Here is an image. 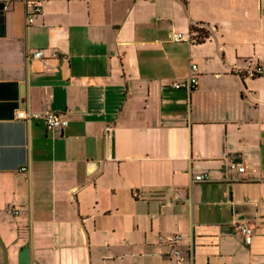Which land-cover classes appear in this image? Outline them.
Instances as JSON below:
<instances>
[{
    "label": "crops",
    "instance_id": "1",
    "mask_svg": "<svg viewBox=\"0 0 264 264\" xmlns=\"http://www.w3.org/2000/svg\"><path fill=\"white\" fill-rule=\"evenodd\" d=\"M192 27L208 37L171 40ZM251 59L264 66V0H0V264H177L176 234L191 264H264ZM193 64L198 90L172 88Z\"/></svg>",
    "mask_w": 264,
    "mask_h": 264
},
{
    "label": "built area",
    "instance_id": "2",
    "mask_svg": "<svg viewBox=\"0 0 264 264\" xmlns=\"http://www.w3.org/2000/svg\"><path fill=\"white\" fill-rule=\"evenodd\" d=\"M10 3L6 2L4 5V9L7 10L9 8ZM41 5L38 3H32L31 9L28 13V23L33 24L35 21V14L41 13ZM199 35L195 32H190L189 34H181V33H174L172 35L171 40L176 43L180 42H187L189 44H195L199 41ZM44 57L42 51H39L33 55L34 59H41ZM249 66L245 70V75L251 78L260 77L264 74V66L258 62H254L252 59L248 61ZM198 67L196 65H191L190 74L188 77L178 80L172 83V88L176 90L185 89L189 92H193L198 90L199 87V78H198ZM34 117L31 114H27L24 111L17 112V118L19 120H30ZM45 126L48 130L53 131L57 129H64L68 126L69 121L60 114L57 113H47L44 116H41ZM230 168L232 171L238 173H244L245 168L237 161L231 160L230 161ZM194 181L196 183H207L210 182V176L208 174H200L194 177ZM137 197V194H135ZM9 214L12 215H19V210L14 207H10L7 211ZM237 231L241 234L247 244L250 242L251 236L254 234V229L246 223H240L237 225ZM183 238L180 234H176L167 238L168 243L172 246V253L175 256L177 264H191L189 260L185 257L182 251L178 248L181 244Z\"/></svg>",
    "mask_w": 264,
    "mask_h": 264
},
{
    "label": "trees",
    "instance_id": "3",
    "mask_svg": "<svg viewBox=\"0 0 264 264\" xmlns=\"http://www.w3.org/2000/svg\"><path fill=\"white\" fill-rule=\"evenodd\" d=\"M191 30L199 35V43L203 42L204 39L208 37V34L204 30H200L197 27H192Z\"/></svg>",
    "mask_w": 264,
    "mask_h": 264
}]
</instances>
